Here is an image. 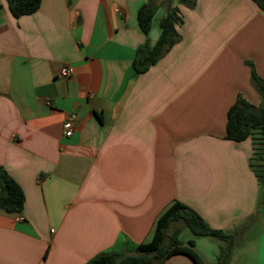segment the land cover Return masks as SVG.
Masks as SVG:
<instances>
[{"label": "crops", "instance_id": "obj_1", "mask_svg": "<svg viewBox=\"0 0 264 264\" xmlns=\"http://www.w3.org/2000/svg\"><path fill=\"white\" fill-rule=\"evenodd\" d=\"M180 1L41 0L15 17L0 0V166L25 195L21 212L0 208V264H83L135 250L176 200L233 236L227 264H264L253 143L226 131L240 96L263 102L252 69L264 81V12L254 0ZM147 3L149 34L138 24ZM176 6L179 41L137 73V48L159 39ZM177 227L219 264L227 241ZM164 264L195 263L179 253Z\"/></svg>", "mask_w": 264, "mask_h": 264}, {"label": "trees", "instance_id": "obj_2", "mask_svg": "<svg viewBox=\"0 0 264 264\" xmlns=\"http://www.w3.org/2000/svg\"><path fill=\"white\" fill-rule=\"evenodd\" d=\"M187 0H181L184 2ZM264 12V0H254ZM8 7L15 17L36 12L41 0H7ZM176 6L170 10L160 21V36L153 45L146 39L137 48L132 65L137 73L147 71L158 62L175 42L179 41L180 34L177 29L181 21ZM155 5L144 4L138 11V24L145 34H149ZM252 81L262 96L263 102L257 106L240 96L232 104L227 114V138L241 142L250 139L252 145V168L264 186V81L252 69ZM25 200L24 191L11 174L0 166V208L10 213H18L23 209ZM188 227L195 235H209L228 242L222 247L219 254V264H227L228 256L233 246V236L223 230L214 229L191 206L179 200L172 201L158 217L154 224L153 236L147 242H142L135 248L137 255L124 254L117 250H105L97 253L92 259L83 264H164L166 259L175 254H185L191 257L195 264H207L196 251L192 249L194 242L189 240L185 244L179 237L181 228L173 227L175 224ZM169 229L172 233L169 234ZM168 241L165 242V240Z\"/></svg>", "mask_w": 264, "mask_h": 264}, {"label": "built area", "instance_id": "obj_3", "mask_svg": "<svg viewBox=\"0 0 264 264\" xmlns=\"http://www.w3.org/2000/svg\"><path fill=\"white\" fill-rule=\"evenodd\" d=\"M70 74V68L67 65H64L61 68V75L62 76H68ZM76 115L71 114L66 120L63 121L62 127L64 130L65 135L71 136L74 134V121H75Z\"/></svg>", "mask_w": 264, "mask_h": 264}, {"label": "rangeland", "instance_id": "obj_4", "mask_svg": "<svg viewBox=\"0 0 264 264\" xmlns=\"http://www.w3.org/2000/svg\"><path fill=\"white\" fill-rule=\"evenodd\" d=\"M262 190H263V193H264V186H262ZM181 224V223H180ZM179 224V225H180ZM178 224L176 225H174L173 227H177V226H179ZM170 233H172V229H169V234ZM167 240H165V242H167L168 241V238H166ZM124 254H131V255H137L138 254V252L136 251V249L135 250H127V251H124L123 252Z\"/></svg>", "mask_w": 264, "mask_h": 264}]
</instances>
